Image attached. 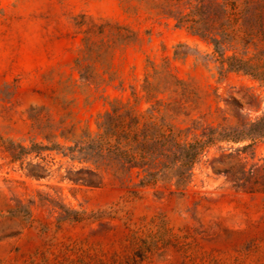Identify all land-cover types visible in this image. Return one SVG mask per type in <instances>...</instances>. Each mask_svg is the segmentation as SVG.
<instances>
[{
  "label": "rangeland",
  "instance_id": "obj_1",
  "mask_svg": "<svg viewBox=\"0 0 264 264\" xmlns=\"http://www.w3.org/2000/svg\"><path fill=\"white\" fill-rule=\"evenodd\" d=\"M143 2L0 0V264H264V137L227 141L264 113V0H229L217 32L257 77L220 69L200 32ZM81 15L137 33L107 86L79 77ZM147 60L168 61L191 86L175 124L180 144L197 142L195 161L150 184L136 167L99 183L67 148L95 137L113 99L132 101Z\"/></svg>",
  "mask_w": 264,
  "mask_h": 264
},
{
  "label": "trees",
  "instance_id": "obj_2",
  "mask_svg": "<svg viewBox=\"0 0 264 264\" xmlns=\"http://www.w3.org/2000/svg\"><path fill=\"white\" fill-rule=\"evenodd\" d=\"M137 1H144L146 10L155 16L172 19L181 27L187 26L193 32H200V36L212 45L220 69L257 77L258 65L254 60L225 55L224 45L228 35L224 30L217 32L224 27L221 21L226 17L229 0ZM126 9L137 10L133 6ZM78 19L74 27L75 35L81 37L75 59L79 77L84 83L107 86L111 81L109 74L114 55L137 43V33L129 26L110 19L85 15ZM206 23L210 27L202 26ZM190 87L174 74L168 61L156 64L147 60L140 90L136 92L132 89V101L113 99L109 109L98 116L95 137L87 133L67 149H76L86 162L95 166L98 174L86 173L97 178L99 183L103 174H111L121 180L131 168L136 167L144 173L141 184H150L159 180L176 163L190 166L197 155V142L180 144L182 131L175 124L182 101L191 94ZM140 104L147 107L141 110ZM259 137H264V113L257 121L234 128L227 141L239 143ZM211 142V139L205 141L203 146Z\"/></svg>",
  "mask_w": 264,
  "mask_h": 264
}]
</instances>
